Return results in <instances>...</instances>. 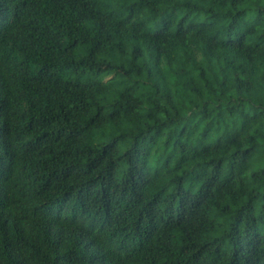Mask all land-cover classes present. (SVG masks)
Listing matches in <instances>:
<instances>
[{"label": "trees", "instance_id": "trees-1", "mask_svg": "<svg viewBox=\"0 0 264 264\" xmlns=\"http://www.w3.org/2000/svg\"><path fill=\"white\" fill-rule=\"evenodd\" d=\"M0 264H264V0H0Z\"/></svg>", "mask_w": 264, "mask_h": 264}]
</instances>
